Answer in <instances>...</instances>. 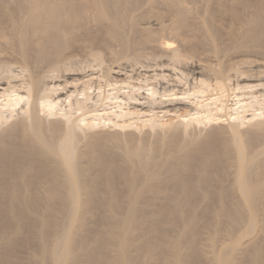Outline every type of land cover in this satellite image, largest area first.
<instances>
[{"label":"bare ground","instance_id":"bare-ground-1","mask_svg":"<svg viewBox=\"0 0 264 264\" xmlns=\"http://www.w3.org/2000/svg\"><path fill=\"white\" fill-rule=\"evenodd\" d=\"M0 264H264V0H0Z\"/></svg>","mask_w":264,"mask_h":264}]
</instances>
